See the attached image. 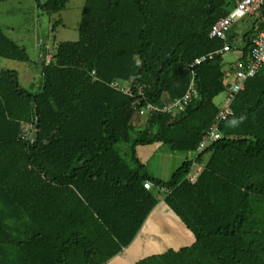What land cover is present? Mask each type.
I'll list each match as a JSON object with an SVG mask.
<instances>
[{
	"label": "trees",
	"instance_id": "obj_1",
	"mask_svg": "<svg viewBox=\"0 0 264 264\" xmlns=\"http://www.w3.org/2000/svg\"><path fill=\"white\" fill-rule=\"evenodd\" d=\"M234 1L85 0L77 41L45 54L36 92L0 69V264H107L132 243L162 188L195 242L140 264H264V71L235 97L222 138L168 181L147 173L136 148L195 154L225 90L223 59L197 68L200 99L185 113L148 114L142 129L134 100L108 86L130 81L154 104L182 97L187 64L222 48L208 35ZM67 3L38 6L54 14ZM253 34L231 30L229 42H243L246 57ZM0 59L29 61L1 28ZM194 162L202 171L191 184Z\"/></svg>",
	"mask_w": 264,
	"mask_h": 264
},
{
	"label": "rangeland",
	"instance_id": "obj_2",
	"mask_svg": "<svg viewBox=\"0 0 264 264\" xmlns=\"http://www.w3.org/2000/svg\"><path fill=\"white\" fill-rule=\"evenodd\" d=\"M84 2L85 0H68L62 11L48 14L39 7L44 5L45 0H40L39 3L35 0H0V28L7 38L25 49L29 59L27 63L0 59V69L16 72L20 87L31 93L36 92L42 63L46 59L45 54H52L56 44L77 41ZM253 23V17H246L234 25L232 31L239 35L245 34L250 31ZM236 58L235 52L226 54L222 71L228 72L230 63ZM232 81V75L226 74L225 83ZM222 100L223 94L214 99V104L219 106ZM143 118L135 113L132 118L134 126L142 129ZM119 148L126 149L127 154L128 146L120 145ZM195 156L192 153L186 155L172 153L164 145L161 151L149 158L146 171L153 172L163 181H168L186 158L194 159Z\"/></svg>",
	"mask_w": 264,
	"mask_h": 264
},
{
	"label": "built area",
	"instance_id": "obj_3",
	"mask_svg": "<svg viewBox=\"0 0 264 264\" xmlns=\"http://www.w3.org/2000/svg\"><path fill=\"white\" fill-rule=\"evenodd\" d=\"M246 17H253L252 25L254 34L250 39V47L247 56H243V42H229L230 31L238 22L243 21ZM250 29V30H251ZM210 39H216L223 43L221 49L198 56L192 62L187 64L186 71L190 75V80L185 94L175 100H167L162 104H154L147 101L142 95L141 88L136 87V94L133 93V85L130 81L114 80L108 86L127 97L134 100L133 108L139 116L148 114L178 116L185 113L194 102L199 98L196 88V70L202 65L212 62L216 57L224 59L226 54L235 52L237 58L230 63L226 74L232 75L233 81L226 84L224 78L225 90L223 92L222 103L218 106V112L214 117L213 122L205 131L199 142L195 155L202 153L208 146L219 141L222 135L219 132L220 125L233 115L232 104L239 92L244 89L245 83L255 77L260 72L264 71V0H235L233 5L225 17L218 19L212 26L209 32ZM49 59V56H48ZM223 63V62H222ZM28 130L23 128V136L27 135ZM196 157V156H195ZM195 161V158L193 159ZM202 171V166L193 163L190 173L186 180L193 184L196 182ZM152 184L144 183V189L150 190ZM167 194L166 189H160V196L164 199Z\"/></svg>",
	"mask_w": 264,
	"mask_h": 264
},
{
	"label": "crops",
	"instance_id": "obj_4",
	"mask_svg": "<svg viewBox=\"0 0 264 264\" xmlns=\"http://www.w3.org/2000/svg\"><path fill=\"white\" fill-rule=\"evenodd\" d=\"M163 148L164 145L160 143L136 148L137 158L145 170L149 158L155 156ZM186 159L192 160L189 157ZM147 173L160 179L153 172L147 171ZM158 199V204L149 214L132 243L111 258L107 264H140L145 259L161 256L169 251L178 252L194 244V235L167 207L160 195Z\"/></svg>",
	"mask_w": 264,
	"mask_h": 264
}]
</instances>
